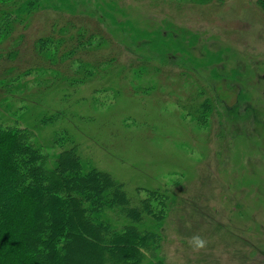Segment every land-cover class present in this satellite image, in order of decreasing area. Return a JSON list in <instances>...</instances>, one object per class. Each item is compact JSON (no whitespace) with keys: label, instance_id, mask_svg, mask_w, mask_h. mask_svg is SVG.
<instances>
[{"label":"rangeland","instance_id":"rangeland-1","mask_svg":"<svg viewBox=\"0 0 264 264\" xmlns=\"http://www.w3.org/2000/svg\"><path fill=\"white\" fill-rule=\"evenodd\" d=\"M31 15L0 46L26 37L10 61L20 68L0 76V124L27 127L46 168L76 147L134 201L140 188L165 192V264H264L260 1L43 0ZM81 22L103 40L72 71L36 55L40 36ZM79 59L98 67L83 81ZM61 75L77 79L53 84Z\"/></svg>","mask_w":264,"mask_h":264},{"label":"trees","instance_id":"trees-1","mask_svg":"<svg viewBox=\"0 0 264 264\" xmlns=\"http://www.w3.org/2000/svg\"><path fill=\"white\" fill-rule=\"evenodd\" d=\"M42 6L43 0H0V46ZM71 25L73 30L63 26L57 37L35 42L36 55L52 69L66 62L72 71L74 58L92 48L96 37L103 40L82 22ZM21 38L15 50L6 55L0 50V76L20 68L14 70L10 61L25 42ZM89 65L97 67L79 59L78 71L86 74L82 81L94 73L85 69ZM28 73L16 74V80ZM55 77L53 84L77 79ZM137 197L134 201L123 183L86 163L76 147L59 153L54 167L46 168L27 127L0 124V264H165L158 252L170 197L141 188Z\"/></svg>","mask_w":264,"mask_h":264},{"label":"clouds","instance_id":"clouds-1","mask_svg":"<svg viewBox=\"0 0 264 264\" xmlns=\"http://www.w3.org/2000/svg\"><path fill=\"white\" fill-rule=\"evenodd\" d=\"M192 244L195 248L197 249H202L205 247V240L203 238H201L200 236H194L192 238Z\"/></svg>","mask_w":264,"mask_h":264}]
</instances>
